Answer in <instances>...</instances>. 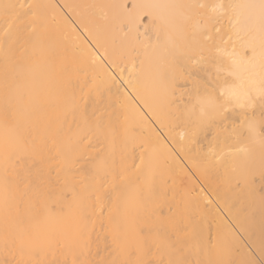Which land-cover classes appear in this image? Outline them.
I'll use <instances>...</instances> for the list:
<instances>
[{"label": "bare ground", "instance_id": "obj_1", "mask_svg": "<svg viewBox=\"0 0 264 264\" xmlns=\"http://www.w3.org/2000/svg\"><path fill=\"white\" fill-rule=\"evenodd\" d=\"M264 0H0V264H264Z\"/></svg>", "mask_w": 264, "mask_h": 264}, {"label": "rangeland", "instance_id": "obj_2", "mask_svg": "<svg viewBox=\"0 0 264 264\" xmlns=\"http://www.w3.org/2000/svg\"><path fill=\"white\" fill-rule=\"evenodd\" d=\"M263 184H264V181H263Z\"/></svg>", "mask_w": 264, "mask_h": 264}]
</instances>
